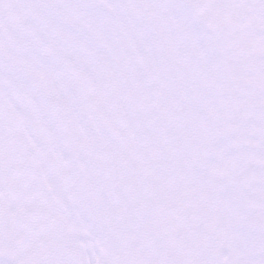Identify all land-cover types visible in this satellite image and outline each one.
<instances>
[{"label": "snow or ice", "instance_id": "1", "mask_svg": "<svg viewBox=\"0 0 264 264\" xmlns=\"http://www.w3.org/2000/svg\"><path fill=\"white\" fill-rule=\"evenodd\" d=\"M0 264H264V0H0Z\"/></svg>", "mask_w": 264, "mask_h": 264}]
</instances>
